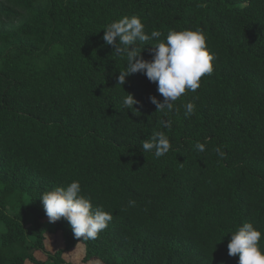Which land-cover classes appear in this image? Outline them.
<instances>
[{
    "label": "trees",
    "instance_id": "16d2710c",
    "mask_svg": "<svg viewBox=\"0 0 264 264\" xmlns=\"http://www.w3.org/2000/svg\"><path fill=\"white\" fill-rule=\"evenodd\" d=\"M0 223V264H264V0H0Z\"/></svg>",
    "mask_w": 264,
    "mask_h": 264
},
{
    "label": "rangeland",
    "instance_id": "374dc122",
    "mask_svg": "<svg viewBox=\"0 0 264 264\" xmlns=\"http://www.w3.org/2000/svg\"><path fill=\"white\" fill-rule=\"evenodd\" d=\"M9 213H13L12 211L9 210ZM56 221V216L55 215H51L50 217L46 218L43 220V224L45 226V228L47 229V248L50 252L54 253L57 250H59L60 248L64 247V241H63V237L62 234L60 232L58 233H51L49 231V227H50V223H54ZM5 230L4 225L0 223V230ZM36 256L39 259L42 260H46L47 259V254L43 253V252H37ZM85 256V248L80 245L79 249L74 252L72 255L68 256L67 259L68 260H72V262L74 264H82L81 259ZM27 264H32L31 262H27ZM91 264H100L99 262H92Z\"/></svg>",
    "mask_w": 264,
    "mask_h": 264
}]
</instances>
